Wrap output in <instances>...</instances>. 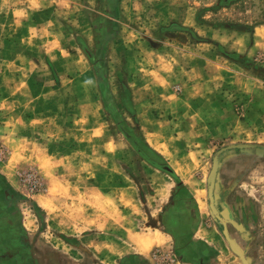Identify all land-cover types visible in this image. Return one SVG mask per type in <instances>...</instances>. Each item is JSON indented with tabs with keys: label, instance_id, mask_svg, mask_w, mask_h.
Here are the masks:
<instances>
[{
	"label": "rangeland",
	"instance_id": "rangeland-1",
	"mask_svg": "<svg viewBox=\"0 0 264 264\" xmlns=\"http://www.w3.org/2000/svg\"><path fill=\"white\" fill-rule=\"evenodd\" d=\"M0 87L15 96L5 123L19 140L13 153L0 138V163L18 156V179L28 169L41 179V244L65 234L73 264H131L127 252L138 264H180L170 230L186 229L221 246L224 263L242 264L209 209L208 176L222 148L256 145L220 154L228 193L215 202L226 219L230 207L264 205V0H0ZM123 131L177 177L146 162ZM158 131L170 155L151 145ZM226 229L264 264V228ZM158 233L163 246L147 252L130 239Z\"/></svg>",
	"mask_w": 264,
	"mask_h": 264
},
{
	"label": "crops",
	"instance_id": "crops-1",
	"mask_svg": "<svg viewBox=\"0 0 264 264\" xmlns=\"http://www.w3.org/2000/svg\"><path fill=\"white\" fill-rule=\"evenodd\" d=\"M154 86L156 87L154 88V90L162 94V88H160L158 84H154ZM2 90L4 91V88L0 87V138H6L5 140L8 142L7 145H9V147H12L14 151L13 153H15L18 151L19 145V140L15 137V135H17V128L11 129L5 123V118L11 110L9 103L15 102V96L4 99L5 95L2 94ZM8 96L9 95H7L6 97ZM167 97L168 96L164 97V95H162V99L164 101L167 100L166 105L173 104V102L168 103L171 98ZM164 101H162V103ZM180 101H182L181 103L183 105L184 100ZM176 113L179 116L178 113H181L182 115L183 113H185V111L181 108V110L178 109ZM177 119L180 120V118ZM157 133L158 134L155 135V138L154 135H152L153 139L151 145L157 152H161L163 154L165 152L170 155V147H168L162 140V134H160L159 131ZM18 160L19 157L16 156L15 161L12 164H9V162L0 163V264H73L72 258L77 254L72 252V244L70 243L71 241L66 238L67 236L65 234V236L62 235L63 237L60 236L61 242H57L56 246L52 245L51 247H48L46 244H41L40 238L42 234L38 235V229L40 225L36 223H38V218L39 216H41L40 214L46 213L47 206H45V200L42 198V196H39V194L26 195L24 192H19L21 190L18 189V181L20 180L17 177V169L19 168L21 163H19ZM221 168L222 163L219 165L218 175L216 179V202L222 200L221 195L226 197V194L228 193L226 184L224 185V183L220 182L219 179ZM258 179L261 181V183L264 184V176ZM19 186H21V184ZM201 193L202 192H200V194ZM25 196L28 198H32L33 203V206L27 205L29 209L27 213H24V210L22 209L23 205H26V201L24 199ZM241 202L243 204V201ZM196 205H198L197 199ZM245 205L240 207L241 210L239 212H234L232 210V207L229 206L231 208V213L229 215L230 217H227V219L224 218L222 214L220 215L226 220L228 226H232L233 228H244V230L239 231L241 232V234L247 232L248 228H264V205H262L260 208H258V206H253V208H255V212L257 211L256 214L251 213L253 209L252 207L249 212V209H246L247 207ZM177 216H179V214H176V217ZM27 219H29L28 222H26ZM232 222H236V224H232ZM182 227L183 225H181V228ZM200 227L201 225H198V227L196 228ZM97 230H99V228H97ZM184 231L185 234L182 236L178 232V229L170 230V234L172 235L174 241L178 243L177 247L179 246V248H182L183 250H181L182 252H180V254L178 255L180 264H226L224 263L225 261L223 262L219 259L221 246H219L220 248H218V246H215L213 244L211 245L204 238H197V231L193 233L192 236L191 233L186 231V229H184ZM158 234L140 236L139 238L137 236L142 234H131L130 239H134L135 243L142 252H147L152 250L154 247L163 246V236L160 233ZM15 235L16 238H14ZM160 235L162 236V238L160 237ZM187 236H191L192 238L194 237L196 241L191 244L185 245L181 241L186 239ZM98 237L101 238V236ZM104 237L105 235L102 236V238ZM86 238H88V235L86 236ZM164 239L165 238H163V240ZM104 244V241H97V249H103ZM199 245H203L204 248L200 249ZM84 246L85 243L82 244V247ZM238 247L240 248V246ZM240 249L242 250V248ZM111 252L114 255H117V251L113 250V247ZM242 252L244 253L243 250ZM131 255H135L138 257L139 254L127 252L126 256L124 257H129L130 261H132L131 264H138L139 260L141 259ZM125 261L127 262V260H121L122 263H124ZM248 261L250 264H256V261L254 260L250 261L248 259ZM232 264H237V260H234Z\"/></svg>",
	"mask_w": 264,
	"mask_h": 264
},
{
	"label": "water",
	"instance_id": "water-1",
	"mask_svg": "<svg viewBox=\"0 0 264 264\" xmlns=\"http://www.w3.org/2000/svg\"><path fill=\"white\" fill-rule=\"evenodd\" d=\"M82 49L84 50V52L86 53V55L88 56V58L90 59L91 62L94 63V57L92 56V54L90 53V51L88 50V48L86 47V45L84 44V42L82 40H79ZM126 138L130 141V143L132 144V146H134V148L138 151V153L143 156V158L149 163L151 164L153 167L171 175L174 176V171L173 169L166 165V164H162L158 161H156L155 159H153L152 157L148 156L143 150L142 148L125 132L123 131ZM257 146L256 145H252V144H237V145H231L225 148H222L219 152L218 155L215 156L214 161H213V165H212V169L211 172L208 176V199H209V207L210 210L212 211L214 217L223 225V235L225 237V239L227 240L230 249L232 250V252L234 254H236L240 260L242 261V264H250L248 259L246 258V256L244 255V253L242 252V250L238 247V245L235 243V241L231 238L228 230L226 229V225L227 222L226 220L220 215V212L218 211L217 207H216V202H215V187H216V179H217V175H218V169H219V165H220V159L219 156L220 154L227 152L229 150L232 149H238V150H250V149H255ZM232 224H236V222H232ZM238 230H244V228H238Z\"/></svg>",
	"mask_w": 264,
	"mask_h": 264
},
{
	"label": "built area",
	"instance_id": "built-area-1",
	"mask_svg": "<svg viewBox=\"0 0 264 264\" xmlns=\"http://www.w3.org/2000/svg\"><path fill=\"white\" fill-rule=\"evenodd\" d=\"M6 156V148L0 144V160ZM21 185H23L30 193L38 194L44 190L43 183L36 171L33 169L23 170L19 174Z\"/></svg>",
	"mask_w": 264,
	"mask_h": 264
},
{
	"label": "trees",
	"instance_id": "trees-1",
	"mask_svg": "<svg viewBox=\"0 0 264 264\" xmlns=\"http://www.w3.org/2000/svg\"><path fill=\"white\" fill-rule=\"evenodd\" d=\"M139 145V144H138ZM146 153V152H145ZM147 154V153H146ZM148 155V154H147ZM149 156V155H148ZM143 157V156H142ZM151 157V156H150ZM157 157V156H156ZM145 160V159H144ZM146 161V160H145ZM147 162V161H146ZM162 164H166V165H168L166 162H162ZM151 165V164H150ZM168 166H170V165H168ZM174 171V170H173ZM174 176L173 177H177L176 176V174H175V172H174V174H173ZM178 179V178H177ZM178 181H180V180H178Z\"/></svg>",
	"mask_w": 264,
	"mask_h": 264
},
{
	"label": "flooded vegetation",
	"instance_id": "flooded-vegetation-1",
	"mask_svg": "<svg viewBox=\"0 0 264 264\" xmlns=\"http://www.w3.org/2000/svg\"><path fill=\"white\" fill-rule=\"evenodd\" d=\"M212 212V211H211ZM213 214V213H212ZM214 216V215H213ZM223 228V227H222ZM14 238H16V235L14 236ZM200 246V249L204 248L203 245H199Z\"/></svg>",
	"mask_w": 264,
	"mask_h": 264
}]
</instances>
